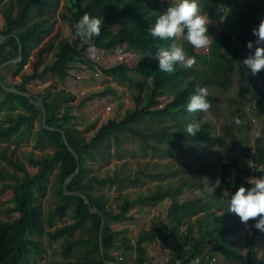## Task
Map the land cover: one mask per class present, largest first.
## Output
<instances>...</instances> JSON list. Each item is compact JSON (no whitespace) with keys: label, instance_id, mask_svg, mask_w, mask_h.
<instances>
[{"label":"trees","instance_id":"1","mask_svg":"<svg viewBox=\"0 0 264 264\" xmlns=\"http://www.w3.org/2000/svg\"><path fill=\"white\" fill-rule=\"evenodd\" d=\"M59 1L56 0L55 2ZM200 1L204 5H201L202 11L210 18L221 22L222 18L226 17L225 19L229 21L228 27L232 28V31L224 30L220 33L221 38L230 50V56L220 53L219 57L221 60L219 61L215 59V56H212L210 69H205L208 67L207 54L199 53L183 37L178 43L184 47L189 56L195 57L198 68L194 66L192 69H184L177 65L176 71L172 74L163 73L158 69L159 61L154 59V57L160 48H168L172 41L153 38L148 31L151 25L154 26L158 16L164 12L158 7L157 0H65L72 11L64 18L74 35V24L85 14L100 17L104 20L101 35L94 37L87 43L75 35L70 45L61 46L62 49L58 52L56 60L52 64L45 63V54L48 50L46 46L39 51L37 60L33 65V72L22 76V91H28L27 82L35 78L43 79L48 73L55 74L61 81H64L68 76L69 63L71 62L85 63L90 68L96 67L88 56V50L102 48L112 51L117 46L125 45L130 51L140 54L136 65L130 68L122 64L112 67L98 66L100 71L119 76L121 72L132 69L144 79H152L149 95L147 93V101L144 105H141L140 97H136L134 110H129L118 120H107L101 125L95 135L88 140L83 138L82 132L77 130L74 124L64 125L62 123L68 116L59 115L56 102L50 97V94L41 95L47 110L53 112L52 116L48 117L47 124L63 129L69 143L80 155V170L68 183V189L85 194L104 215L105 226L102 232L103 239H107L104 242L105 259L101 257L99 249L101 217L98 214H91L81 197L63 194L62 178L78 165L74 155L68 150L58 131H44L42 123L34 132L29 131L27 124L31 114L34 111L40 112V109L30 102L27 97L8 92L0 85V94L3 93L2 97H0V108L8 111L19 109L24 112L17 117L15 125H8V121L0 124V143H19L23 140L28 141L32 136L35 149L52 148L54 150L52 157L38 156L35 152H30L25 162L18 159L13 160L6 156L8 162L16 170L20 171L19 175L10 173L4 167H0V179L2 180L0 196L8 189H12L14 192V207L8 210L18 214L12 220L0 221V264H28L33 256L43 257L45 246L42 239L44 237L49 238L50 241L64 240L63 256L65 259L52 261L47 264H110L106 263L105 260L128 264L126 260L119 259L111 253V249L117 247L116 242L118 241L119 232L112 229L110 221L127 220L128 213L134 206L135 201L126 197L118 205V209H113L107 207L108 197H105L104 194H96L90 188L96 184H107L110 186L121 181L140 183L141 179L137 176L133 177L131 174H121L119 171L107 173L105 176L100 177L93 173L88 160L95 161L97 159L95 154L98 153L106 162H110L108 158L111 144L108 140L110 137H114L116 144H118L119 133L146 139L149 134L143 132L137 126V123L142 121L145 116L171 122L170 126L159 133L174 147L180 146V140L190 145L208 146L210 142H213L212 137L210 138L211 135L206 130L209 123L203 121L200 115L202 112L193 116L187 112L188 100L194 94L195 89L203 87V84H218L226 87L231 81V71L238 65L241 74L239 98L230 100L232 108L228 116V123L224 125L225 130H227L226 133L235 138V122L233 118L239 117L242 122L245 121L246 110L244 109V103L248 95L251 94L250 84L244 83V81L254 77L242 63L244 59L241 57V52L250 51L246 46L247 43L249 41L255 42L257 39L253 35V29L257 28L260 21L264 19V0H254L252 5L245 3L246 0ZM16 3L19 6V10L14 15ZM51 6L52 0H17V2L16 0H8L3 5L2 14L5 26L0 28V35L12 36L0 44V63L18 55V41L15 37L17 36L20 38L23 47V58L17 66L21 70L27 64L28 53L33 45L32 42L39 32L43 21H35L24 29L20 27H23L30 20L35 7L44 8ZM255 13L257 14L255 15ZM117 20L121 21L123 28H126L125 25L130 26L131 31L123 35L107 37L113 22ZM7 46H11V49L5 55L4 52L7 50ZM254 51L255 49L251 51V54H254ZM203 70L206 72L204 74L205 77H201ZM260 74L264 78V71H261ZM192 75L201 77V80H204L203 84L199 86V84L190 82L188 85L184 84L185 86H181ZM163 87L169 88L172 98L166 101L163 107L153 108V102ZM206 98L212 99L209 95ZM257 100L259 105L264 104V88L258 90ZM186 113L187 117L185 116ZM192 121L199 122L201 126V130L195 137L188 135L186 132L187 124ZM22 125H24L23 130L20 129ZM209 139L210 141H208ZM222 141L225 145H229L226 152L228 161L222 165L220 172L222 185L227 188L230 186L226 172L230 166H234L237 168L238 178H240V175L244 176L245 180H243V183H245L246 187L248 185V177L251 174L250 168H240L230 152L234 145L239 146L238 139L229 144L226 143L224 138H222ZM255 148L253 160L263 163L264 143L261 137L255 139ZM26 163L35 166L36 172L31 173L27 169ZM56 164L58 165L59 177L57 192L60 202L48 211L47 218H45L42 213L41 199L46 194L48 182ZM166 174H172V172L161 173L160 175L166 176ZM255 176L264 178V172L257 170ZM8 177H14L16 182L10 183L6 181ZM198 184V181L183 176L176 186L169 185L154 193L144 195V199H142L144 202L148 201L154 204L164 199H170L169 224L163 220H154L149 229L144 230L142 235L137 238L135 246L141 247V243L145 239H152L158 236L161 241L160 248L170 255L169 264H173L169 260H173L174 264H191L195 257H200V264H211L212 257L219 250H223V253L228 254L229 259L233 258V256L241 259L242 256L238 249H232L229 243L230 234L238 230L239 222L237 217L232 218V214L228 213V206L226 207V212L217 214L215 210L211 209L213 204L208 201L205 202L202 208L195 209L194 205L204 198L197 197L192 200L179 201L177 196L183 194L187 187L194 185V188H198ZM70 207H73L76 211V221L74 223L59 226L53 230L46 228L54 227L55 220L63 219ZM86 209H88L87 212H85ZM199 211L204 213L193 219ZM86 223L89 224L86 227L87 233L94 236L92 240L85 239L82 235L76 237V232L83 228ZM248 225L255 232H259L254 226L255 221H249ZM181 226L186 227V230L183 232L181 239H179L178 234ZM194 235H196V239L195 241L193 239L194 245L192 244L191 246L190 244L193 241H190V239ZM119 241L120 246L122 244L130 248L134 246L131 245L125 236L121 237ZM214 241H217V243L213 247L211 243ZM74 251L79 252V258L73 261L68 258L73 255ZM247 260L248 264H262L261 262H256L253 252L250 250L247 253Z\"/></svg>","mask_w":264,"mask_h":264},{"label":"rangeland","instance_id":"2","mask_svg":"<svg viewBox=\"0 0 264 264\" xmlns=\"http://www.w3.org/2000/svg\"><path fill=\"white\" fill-rule=\"evenodd\" d=\"M55 1L56 0H52L53 4H57L58 6L56 11L53 9L50 10L51 7H36L34 9L35 18L33 19L34 21L38 19L41 20L42 18H40V16H42L43 18H51V20H54L56 17L59 18L58 14H60L61 16V13L64 12L61 16L62 21L56 18L55 20L57 21H54L53 24H50L49 29L47 28V34H49L43 41V43L46 41L44 48L46 46L48 47L47 54L55 49L51 54L52 59L55 58L54 52L59 49V47L63 45L64 47L70 45L75 37V35L71 32L69 25L67 27L66 23H64V16L69 15L70 11L72 10L66 8L65 0H60L59 2ZM198 1L201 14L208 16L204 11H202L201 5L203 4L201 3V1ZM253 1L254 0H246L245 3H247L248 5H252ZM1 2L2 0H0V3ZM168 5L172 6L170 2H168ZM158 7H161L159 3ZM256 14L257 13H255V15ZM225 18L226 17H224L222 21L219 22L216 19H212L208 16L210 22L208 27V34L213 38L214 42L207 49H197L199 53L207 54L206 60L208 63V67H206L205 69H210V67L212 66L210 64V59L212 56H215V59L217 61L221 60V58L219 57L220 53H224L230 56V50L220 36L221 31H232V28L228 27L229 21ZM28 23L30 24V22H27L23 25V27H25ZM152 26L153 25H151L150 27ZM125 27L126 28H123L120 20L113 22L112 28L109 31V35L107 37L121 34L123 35L131 31L130 26L125 25ZM50 38L52 40H50ZM180 39H182V37ZM65 41H67L68 43L65 44ZM254 49L255 45L250 51H242L241 57L243 59L247 58V56L250 55L251 51H253ZM130 52L135 53L126 48L127 54H124V58L122 59L124 61L122 63L118 62V60H116V57H109L108 61L102 66L112 67L118 64H122L125 67H134L138 59L140 58V54L137 53V56L134 57L130 54ZM90 55L91 50H88V56L90 57ZM127 57L128 60L126 61L125 58ZM33 64V62L32 64H30L28 61L27 65L21 69L20 73H30L33 70ZM78 65H80V67L75 65L72 66V69L77 68L84 71L87 70L90 74L92 73L93 77L97 79L96 76L98 75L93 74V70L90 67L83 66L82 64ZM195 67L198 68L197 63ZM94 69L98 70V66ZM203 71L204 72L201 74V77H205L204 74H206V72L205 70ZM231 72V81L226 87L220 86L218 84H203L204 80H201V77H195L193 75L189 77V80H187L185 83L183 82L181 85L185 86L184 84L188 85L190 82H192L193 84H199V86L203 84V87H206L208 89L209 96L212 97V99L206 98L211 102V108L209 112H202L200 114L203 121L209 123L206 130L211 135L210 138L212 137L213 142H210L208 146L203 147L196 146L194 144L190 145L185 141L180 140V146L174 147L167 142L166 138L161 133H159L161 130L170 126L171 122L169 120H158L145 116L142 121L137 123V126L143 132L149 134L146 139L119 133L118 144H116L114 137H110L108 140L111 144L110 155L108 158L110 162H106L98 153L95 154L97 157L95 161H92L91 159L88 160L93 173L100 177L105 176L107 173L119 171L121 174H131L133 177L137 176L141 179L140 183L121 181L110 186L107 184H96L90 188V190L95 192L96 194H104L105 197H108L109 200L107 202V207H111L113 209H118V205L122 203L126 197L135 201L134 206L128 213L127 220L110 221L112 229L119 232L118 241L116 242L117 247L111 249V253L114 256L118 257L119 259L126 260L128 264H169L168 259L170 255L160 248L161 241L158 236L152 239H145L144 241H142L141 247L135 246L137 238L142 235L144 230L150 227L154 220H163L165 223L169 224L171 205L170 199H164L154 204L153 202H144L142 200L144 199V195L154 193L161 188L168 187L169 185L176 186L182 180L183 176L186 178H191L194 181H200V183L202 184V188L206 190L215 189L222 198L221 207L223 208L225 206L224 204L226 203L225 200H227V196L234 193L236 189L235 181L238 179V182L240 183L236 167L230 166L226 172L227 179L230 183V186L232 187V190L227 189V187L223 186L221 183L220 172L222 165L224 163H227L228 161L226 152L229 148V145L227 146L225 145V143H223L222 138L225 139L227 144L233 143L236 139H238L239 146L234 145L230 149V152L234 158V161L238 163V165L242 164V166L239 165V167L245 169L246 163L245 161H243V159H247L249 157L253 158V155L255 154L256 137L254 133L256 131L261 132V138L264 142V104L259 105L257 103L258 90L260 88H264V78L262 74L258 73L253 78H249L244 81V83L250 84L251 94L248 95V98L244 103V109L246 110L244 118L246 119L239 126L235 124L234 133L236 134V136L235 138H233L228 133H226L227 130H225L224 125L228 123V116L230 113V109L232 108L230 100L232 98H239L241 74L239 72L238 65H236ZM49 75L52 80H54L55 78L58 79L56 75ZM102 75L100 74V76L102 77H100L98 81H100L102 84L106 83L107 87L99 89L97 92H93L92 89L91 91H88V96L101 95L105 98V95L112 91L110 87L111 84L112 86L115 85L116 87L120 86L123 89L125 97L128 96L130 99H132V96L135 95V97H140L141 105H144L146 103L147 93L149 95V90L151 87V78L145 80L141 77V79L139 78L138 80L136 79V77H138L139 74L135 73L132 69H127L126 72L123 73L121 72L119 76L104 72ZM115 80L118 81V85L114 82ZM53 85L59 87V79L58 81H52L51 85H49L48 88ZM41 87V85L37 86V91H40V93L44 92L43 88ZM30 88L32 89L33 87L30 86ZM171 98L172 94L170 93L169 88L163 87L159 92V95L153 102V108L161 107L160 104H164ZM189 101L190 98L188 102ZM134 104L135 102L133 103V105ZM190 115L193 116L194 114ZM40 116L38 117L39 121L37 120V127H40L41 125L42 119ZM185 116L187 117V113L185 114ZM62 123L64 124V121ZM90 126L93 127L92 125H88L87 128L89 129ZM82 135L86 140L92 137V134H88V131H86ZM94 135L95 133L93 134V136ZM208 141H210V139ZM94 151H96V149H94ZM30 152H35L38 156L45 157H52L54 153L52 148L35 149L33 147V141H31L30 139L20 145H18V143L16 142L0 143V167H4L10 173L19 175L20 171L16 170L15 167L8 162L6 156L12 158L13 160L18 159L19 161L25 162L26 157ZM26 166L31 173L36 172L35 166L28 163H26ZM167 172H172V174H166V176L160 175L161 173ZM250 176L248 178H250ZM240 177L242 180L245 179L242 175H240ZM6 181L15 183L16 179L14 177H8ZM1 183L2 180L0 179V186ZM58 186V165L56 164L50 176L46 194L41 199L42 213L45 218H47L48 211L54 208L60 202L59 194L57 192ZM202 188L195 189L194 185H191L186 188L183 194L177 197L180 202L192 200L201 196L203 197L204 189ZM12 207H14V192L12 189H8L4 194L0 196V221L12 220L18 216V214L15 212H9L8 209ZM194 207L196 210L202 208L203 203L198 202L194 205ZM87 211L88 209L85 210V212ZM203 213V211H199L197 215H201ZM75 214L76 211L74 210V208L70 207L68 209L67 215L63 219L55 220L54 227L46 228L53 230L56 227L74 223L76 221ZM157 217L159 218L157 219ZM195 218L196 217L194 216L193 219ZM88 225L89 224L86 223L83 228L77 231L76 237L82 235L85 239L92 240L94 236L88 234L86 230V227ZM185 230L186 227H180L178 234L180 239ZM123 236L127 237L131 245H134L133 248H130L124 244H122L121 246L119 245V240ZM195 238V235L192 236L190 241H193V239L195 241ZM194 241L191 242V246ZM42 242L45 246L43 257L33 256L30 258L28 264H47L52 261H60L65 259L63 256V239L50 241L49 238L44 237L42 239ZM78 258L79 252L74 251L73 255L68 259L74 261ZM169 262L174 264L173 260H169Z\"/></svg>","mask_w":264,"mask_h":264},{"label":"crops","instance_id":"3","mask_svg":"<svg viewBox=\"0 0 264 264\" xmlns=\"http://www.w3.org/2000/svg\"><path fill=\"white\" fill-rule=\"evenodd\" d=\"M7 1L8 0H2V2L0 3V28H3L5 26V20L3 18V14H2V7ZM157 1L161 5L160 9H162L163 11H165L167 9V7L170 6V5H168V2H170L172 4V6H174L177 3V0H157ZM165 1H167V2H165ZM16 2H17V0H16ZM65 4H66V2H65ZM56 6H57V4H53V2H52V6H51L50 10L53 9L56 11L58 8V6L57 7ZM65 6L67 9H69V6L67 4ZM54 7H56V8H54ZM18 10H19V6L16 3L15 9H14V15L17 14ZM37 10H39V9H37ZM63 13L64 12L61 13V16ZM58 15H59V18L58 17H56V18L58 20H61L60 14H58ZM34 18H35V15L33 12L32 17L30 18V20L28 22H30V24H32L35 21L40 20V19H38V20L34 21L33 20ZM40 18H42L41 20H43V24H42L41 28L39 29V32L36 34V36L32 42L33 45L31 44L32 47L30 48V51L28 53V58L31 59V60L28 59L30 64H32V62L35 63L34 61H36L37 57H38L37 54L39 53V51L41 49L44 48L46 41L44 43H43V41L46 39L45 37L49 34V33L47 34V32H48V29L50 27V24H53L54 21H57V20H55L56 18L54 20H51V18H43L42 16H40ZM64 23H66V26L68 27V23L66 20ZM30 24L28 23L25 27H20V28L24 29L27 26H29ZM50 40H52V39L50 38ZM67 43L68 42L65 41V44H67ZM41 44H42V46H41ZM61 49H62V47H59V49H57L54 52L55 53L54 59H52L51 54L53 53V51L55 49L52 50L51 52H49L48 54L46 53L45 54V63H51V64L54 63V61L56 60L57 54ZM90 50L92 51V49H90ZM136 56H137V53H136L135 57ZM78 64H82L83 66H87L85 63H81V62L69 63L70 69L68 70V76L66 77V79L64 81H61L58 78L59 83H60L59 87L53 85L50 88H48V86L51 85L52 81H58L57 78H55L54 80L51 79L49 74H52V73H48L46 75V77L43 79H39V78L32 79L31 81L26 83V87H27L29 92L38 94L39 96H41L42 94L43 95H49L50 94V97H52L53 100L56 102V106L58 108L59 115L60 116H63V115L68 116V118L66 120H64V124H74L76 129L81 131L82 134L85 133L86 131H88V134H92V137H93L94 132L92 130V127L90 126L89 129L87 128L88 125H91V123H90L91 116L98 115L101 118V121L104 123L109 119L118 120V119L122 118L126 114V112H128L129 110L135 109L136 97L134 95V96H132V99H130L128 96L125 97L124 93L122 95H120L119 92H120V90H123V89L120 86L116 87L115 85L112 86L111 84H110V87H111L112 91L107 93L105 95L106 96L105 98L102 97L101 95H98V96L97 95H89L88 96V91H91L92 89H93V92H95V91L97 92L99 89H103L104 87H107L106 83L102 84L100 81H98L99 78L103 76L102 75L103 72L100 71V68H98V70L91 68L93 70V74L98 75V76H96L97 77V79H96L95 77L92 76V73L90 74L89 71H87V70L84 71L82 69H77V68L72 69V66H75V65L80 67V65H78ZM78 71H79V73H78ZM20 72H21V70H19L17 64H9V65H6L4 67L0 76L6 85L14 86V87H17L18 89L21 90L22 76L24 74H31L33 72V70L30 73H24V74H22ZM100 74L102 76H100ZM53 75H55V74H53ZM139 78L141 79V75L136 77V79H138V80H139ZM114 82L118 85L117 80H115ZM40 85L42 86L41 88H43L44 92L40 93V91H37V86H40ZM30 86L33 88L31 89ZM2 95H3V93L0 94V97H2ZM134 102H135V104L133 105ZM108 104H112V107H113L112 112H106L105 111V105H108ZM21 113H24V112L22 110H19V109H16L13 111H8V110H4V109L0 108V124H1V122L3 123L5 121H8V125H15L16 119ZM39 116L42 119L41 111L40 112L34 111L31 114V118L27 124L29 131L34 132L36 129L39 128V127H37V122L39 121L38 120ZM41 123H42V120H41ZM23 128H24V125L20 126V129L23 130ZM29 139L31 141H33L32 136ZM26 141L27 140H23V141L19 142L18 145L25 143ZM251 158L249 157L247 159H243V161H245V163H246L245 168L248 166V162ZM263 163H264V158H263ZM240 166H242V164ZM207 176H209V175H207ZM239 179H240V183L238 182V179L235 181V188L236 189H235L234 193L238 190L239 187H241V186L245 187V183H243V180L241 179V177ZM198 182H199L198 188H195V189L202 188V184L200 183V181H198ZM202 189H204V188H202ZM227 189L232 190V187L229 186V188H227ZM207 191H208V193H207ZM234 193L227 196L228 201L223 199L226 202L224 204L225 205L224 208L221 207V204H222L221 199L222 198L220 197L219 193L215 189H210V190L204 189V196L203 197L201 196V198H204V199L202 201H199V202H202L203 205L205 204L206 201L211 202L213 204L211 209L215 210V212L217 214H221L223 212H226V207L229 206L230 198L232 195H234ZM198 216H200V215H196L195 217H198ZM236 217H237L236 215L232 214V218H236ZM158 218L159 217H157V219ZM237 221L239 222V228L237 231L230 234L229 243H230V246H232V249H234V248L238 249L242 258L239 259V258H236L235 256H233V258L231 257V259H229V257L227 256L228 254L223 253V250H219L214 255H216L218 258H219V256L221 258H224V261L220 260L219 263H217V264H248L247 253L249 250L253 252V256H254L257 263L261 262L262 264H264V233H261L260 231L255 232L251 227H249V225L246 226L245 224L241 223L239 217H237ZM178 238H179V236H178ZM216 243H217V241L212 242L211 246L214 247L216 245Z\"/></svg>","mask_w":264,"mask_h":264},{"label":"clouds","instance_id":"4","mask_svg":"<svg viewBox=\"0 0 264 264\" xmlns=\"http://www.w3.org/2000/svg\"><path fill=\"white\" fill-rule=\"evenodd\" d=\"M103 22L100 17L85 14L74 24L75 35L87 43L101 35ZM209 23L208 16L201 14L198 0H177L174 6L167 7V10L158 16L154 26L148 29L153 38L172 41L168 48H160L155 55L154 59L159 61L158 69L167 74L174 73L177 65L192 69L197 63L196 59L189 56L178 41L183 37L195 49L209 48L214 42L208 34ZM253 35L257 39L255 42L249 41L246 46L251 50L255 45L254 54L248 55L242 63L255 76L264 71V19L253 29ZM208 95L206 87H197L187 104V112H209L211 102L206 99ZM233 120L238 126L243 123L239 117H234ZM200 130L201 126L196 121L189 122L186 126L187 134L192 137ZM254 135L259 139L261 132L256 131ZM248 166L256 169L254 162H249ZM248 183L252 185L251 188L241 186L231 196L228 213L239 217L241 223L246 226L249 221H255V228L264 233V178H249ZM191 264H200V257H195Z\"/></svg>","mask_w":264,"mask_h":264},{"label":"water","instance_id":"5","mask_svg":"<svg viewBox=\"0 0 264 264\" xmlns=\"http://www.w3.org/2000/svg\"><path fill=\"white\" fill-rule=\"evenodd\" d=\"M12 35H0V44L3 43L6 39H8L9 37H11ZM17 38L18 41V55L14 58L8 59L7 61L0 63V75H1V70L3 67H5L6 65L9 64H18L22 61L23 58V47L21 44V40L19 37L15 36ZM11 49V46H7V50L4 52V54L6 55L7 52ZM0 85L8 92H13L22 96L27 97L30 102H32L33 104H35L41 111L42 113V125H43V130L44 131H58L62 137L63 142L65 143L66 147L68 148V150L74 155L78 165L76 168H74L73 170H71L70 172H68L67 174L64 175V177L62 178L61 181V185L63 188V194L64 195H74V196H79L83 199V201L86 203L89 211L91 214H98L101 217V229H100V234H99V249H100V254L101 257L103 259H105V247H104V242L107 239H103V228L105 226V218L104 215L102 213V211L96 207L95 205L92 204V202L90 201V199L85 195L82 194L80 192H75V191H70L68 189V183L70 182V180L78 173V171L80 170V155L78 153V151L69 143L66 133L63 129H61L58 126H49L47 124V119L48 117H51L53 112L52 111H48L44 102V99L39 96L36 95L34 93H31L29 91H22L20 89H18L17 87L14 86H8L6 85L1 76H0ZM110 237V236H109ZM106 263H110V264H123L121 262H110V261H106Z\"/></svg>","mask_w":264,"mask_h":264},{"label":"built area","instance_id":"6","mask_svg":"<svg viewBox=\"0 0 264 264\" xmlns=\"http://www.w3.org/2000/svg\"><path fill=\"white\" fill-rule=\"evenodd\" d=\"M125 53H126V46L125 45L117 46L112 51H108L106 49L98 48V49H94V50L91 51L90 58H91V60L94 62V64L97 67V66L104 65L108 61L109 57H116V60H118V62L122 63L124 61L122 59L124 58V54ZM130 54L135 57L134 53L130 52ZM125 60L127 61L128 57L125 58ZM26 65L27 64H25L24 67ZM119 94L122 95L123 94V90H120ZM160 106L163 107L164 104H160ZM112 110H113L112 104L105 105V111L106 112H112ZM90 123L93 126L92 127L93 132L96 133L104 122L101 121V118L98 115H93L90 118ZM249 162H254L255 165H256V169L255 168H250L249 166H247V167L250 168V171H251L250 178L256 177L255 176V172L257 170L264 172V164L263 163H258L256 161H254L253 158H251L249 160ZM249 162H248V165H249ZM248 180H249V178H248ZM246 187H247L246 189H248V188H251L252 185L250 183H248V185ZM220 260L224 261V258H221L220 256L218 258L216 255H214L212 257V259H211V264H217V263H219Z\"/></svg>","mask_w":264,"mask_h":264},{"label":"bare ground","instance_id":"7","mask_svg":"<svg viewBox=\"0 0 264 264\" xmlns=\"http://www.w3.org/2000/svg\"><path fill=\"white\" fill-rule=\"evenodd\" d=\"M3 68H4V67H3ZM3 68H2V69H3ZM1 72H2V70H1Z\"/></svg>","mask_w":264,"mask_h":264}]
</instances>
